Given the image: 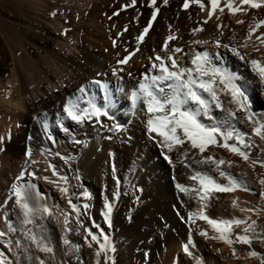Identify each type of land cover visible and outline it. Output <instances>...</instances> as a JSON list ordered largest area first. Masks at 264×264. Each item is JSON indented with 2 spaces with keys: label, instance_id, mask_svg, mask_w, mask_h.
Here are the masks:
<instances>
[{
  "label": "rangeland",
  "instance_id": "rangeland-1",
  "mask_svg": "<svg viewBox=\"0 0 264 264\" xmlns=\"http://www.w3.org/2000/svg\"><path fill=\"white\" fill-rule=\"evenodd\" d=\"M68 6L69 9L62 8L56 1L46 0L43 18L32 17L26 20L20 17L16 18L12 16V13L3 12L0 7V52L5 51L10 54L14 52L17 58L22 59V48L29 50L34 61L30 58L24 59L25 65H27L28 69L35 71L37 77L40 75L39 77L44 78L45 73L43 72L52 68H50L45 58L37 55L36 50L46 41L48 31H54L51 25L53 21H58L65 26L60 28L62 33L56 32L55 37L60 36L63 39H68V37L72 38L76 33L72 26L73 11L70 9V5ZM103 6L105 7V13L110 17L109 22L120 19V23L123 25L122 29L112 40V43L113 41L116 42L115 46L112 44L114 53L111 60L115 62L118 69L116 71L118 84L123 85L124 82H131L133 85H138L139 80L143 78V74L150 71L152 63L151 60L148 62L147 60L140 61L141 65L148 64L146 69L136 64L135 58L144 50V44H140V51L132 57L127 65H120L118 61L135 50L137 46L135 38L139 33L134 30L138 29L139 24L144 21L147 8L152 7L151 0H136L135 5L132 4V0H107ZM52 13H56V15L53 16ZM116 13H119V15H116ZM146 20L147 17L145 18ZM205 20L209 21L206 17V11H200L199 23L204 24ZM256 20H264V16ZM146 24H148V20ZM128 26H132L133 30ZM125 27H127V31H124ZM65 30H68L67 34H65ZM149 35L150 30L145 37V41L149 39ZM242 44L243 42L239 38L236 46L249 59L250 51L240 47ZM50 48L55 52L61 53L60 59H63L67 54L56 41L50 44ZM125 49H127V52ZM209 49L213 50V48ZM150 56H155L152 50H150ZM134 62L137 68L130 66ZM129 67L131 68L129 69ZM129 73L132 75L129 76ZM110 79L114 83L115 80L112 74L100 73L93 80L105 83L109 82ZM243 84L245 85L244 87L249 89L246 92L252 101V111L256 114L254 119L258 121L264 120V82L259 84V86L246 81H243ZM4 90L7 91H3L2 94L7 96L10 91L8 88ZM122 98L124 97L120 99ZM128 99L129 101L131 100L130 94ZM97 102L103 103L102 94L97 99ZM65 103L66 101L63 102V104ZM127 105L129 110H132V115L127 122L124 119L121 121L115 119V122H119L123 126L124 131H109L108 128L114 121H104L103 117L100 122L93 120L90 123L75 126L74 131L81 141L79 145L84 149L83 153H89L92 146H95L101 153L105 149V144H108V149L105 153L103 152L105 157L101 161L100 170L98 168V171L94 172L98 176L97 187L94 192L86 191L90 194L91 199H85L83 193L75 189L69 176L57 169L61 175H66L69 178L67 185L69 194L72 202L81 206L82 215L80 221L83 227L76 223V214L68 203V197L59 191L56 183L49 182L56 181L60 183L57 177L52 175L51 170L45 171L42 168H40L41 170L33 168L30 171L35 173V175H32V182L37 183L42 191L45 189L46 194L49 192L51 196L56 197V208H58L56 211L69 214L72 222L68 227L73 229L71 232L65 231L64 216L61 219H57L53 217L54 214L48 217L43 214V218H41V214L36 213L33 217V224L26 225L23 223L24 216L23 214L20 215L21 210L15 204L14 197L9 199V196L12 192L13 184L19 183L21 185L27 183L25 175L28 174L30 164L28 163L25 171L26 163H20V154H14L15 156L13 155L9 159L10 162H7L11 140L5 141L0 145V149H3L0 150V231L5 232L2 227V225H7L4 218L5 215H7L8 223H11L16 229L15 232H11L12 237L5 232L6 235L0 238V253H3L4 257L13 261L14 264H31L36 256L41 258L42 264H96L94 253L98 245L92 242V247H89L88 242L85 240L87 236L86 229H90L98 236L103 233L109 237L116 248L113 254L115 264H180V261H183V264H197V260H200L201 264H261L259 257L250 258L247 256L250 250H255L261 256H264V242L261 239H254L251 248L242 244L235 245L239 255V259H237L233 255L226 256L225 251L230 249L229 247H221L216 251L211 250L212 246L208 239L198 235L201 229H206L210 232V227H208L206 222H199L200 225L198 224L194 227L188 222V214L195 212L199 204L193 201L190 204L188 196L183 192L181 194L176 184L198 187L197 182L190 179V176L197 171L211 175L220 184H227V179L221 177L212 168L206 170L205 164L198 163L201 156L198 154V150L195 149H189V156L186 159L183 157V149L168 153L173 161V164L170 165L164 159V154L167 150L165 149L162 152L160 145L149 139L145 127L147 116L143 110V105L135 109H133L131 103ZM0 118L5 123L8 122L4 115L0 116ZM240 129L247 134L250 141H254V146L250 150L252 158L260 156L264 152V141H261L254 134L252 124L242 119L240 121ZM93 130H95L94 133L92 132ZM108 137H111V139ZM185 147L187 148L188 146L185 145ZM64 148L74 153V142L67 140ZM210 154L216 158L223 157L226 160L234 161V166L230 169L226 168V171L246 180L252 191L225 193L223 196L213 193L207 204L211 203L213 211L214 209H223V214L227 217V220L233 218L243 219L251 216V219L257 222V232L264 231V211H261L259 215L256 214L257 210L264 208V201L259 196L261 190L259 180L264 178V168L257 165L253 169L248 163L223 148L210 147L205 155ZM81 156L82 153L80 155H72L71 160L82 169L85 162H82ZM22 158L25 161L27 160L26 155H23ZM113 164L116 169L115 173H113ZM185 164H188L189 167H185ZM184 171L188 175L183 174L182 172ZM22 172L23 178L18 181L17 178L21 176ZM181 173L183 174L182 176ZM44 177H48V180H45ZM189 179L194 184H191ZM81 182L88 187L91 181L86 176H82ZM61 186L63 185L61 184ZM240 194H247L248 197ZM229 196L231 197L230 202L227 201ZM106 199L113 203L111 226L108 225L102 214ZM234 199L238 200L239 205L235 208L232 205ZM224 202H227L229 207L223 208ZM84 203L90 204L87 212H84L82 208ZM249 208L253 209V211H242V209ZM97 212L101 215V219H97ZM215 217L220 219L217 216ZM242 228L243 226L235 228L234 231L240 233ZM30 232L35 233L37 237H45L46 242L53 248V252L46 253L38 249L28 239ZM65 236L73 244L80 245L79 252L70 249V246L63 243ZM189 237L195 244V247L190 249L193 253L192 256H188L183 251V245L188 242ZM88 240L90 241L91 238L88 237ZM9 244H11V249L8 246ZM99 259L100 264H106L107 258L105 256L102 255ZM247 259L250 260L247 261Z\"/></svg>",
  "mask_w": 264,
  "mask_h": 264
},
{
  "label": "snow or ice",
  "instance_id": "snow-or-ice-1",
  "mask_svg": "<svg viewBox=\"0 0 264 264\" xmlns=\"http://www.w3.org/2000/svg\"><path fill=\"white\" fill-rule=\"evenodd\" d=\"M136 0H132V4L135 5ZM157 0H151V6L154 7L151 20L143 28L142 32L135 38L137 46L134 51L130 52L124 58L118 61L120 65H127L133 56L140 51V44L145 41V37L148 35L149 30L153 26V22L157 19V15L160 11L158 7H155ZM167 5L168 0H163ZM211 5V11L209 12V19L219 10L224 12V7L220 6L221 0H208ZM195 3L201 10L205 9V4L202 0H185L184 9L187 10L190 4ZM247 6V7H244ZM225 7L229 13L236 16L239 13L247 14L249 9H262L264 8V0H239V4H236V0H225ZM53 16L56 13H52ZM119 15V13H116ZM209 21L205 20L203 23L207 24ZM238 24H243V20H237ZM221 29V35H223V25H218ZM264 28V20H254L250 24L247 37L240 47L247 49L249 47V41L253 40L255 36L259 41L258 45L254 44V50L259 52L261 47H264V33L256 35V33ZM205 29L201 27L194 28L192 34L203 32ZM68 30H65L67 34ZM124 31H127L125 27ZM169 35L167 36L164 44L163 51L172 54L167 56H161L156 54L154 57H149L152 61L151 69L149 72L143 74V78L139 80L138 85L133 89L130 94L131 105L133 109L143 105V110L147 116L145 121V127L149 139L155 141L161 147V151L164 154V159L171 165L173 164L172 158L168 153L183 149V157L186 159L189 156V149L198 150V154L201 156L198 163L209 165L215 172H218L221 177L227 179V184L218 183L211 175L205 172L197 171L190 176V179L197 182L198 187L185 186L177 183L176 187L179 191L185 195L194 194L198 197V200L202 202L201 209L196 212H190L188 214V221L195 224L197 220H204L211 229V235L206 229L199 230V235L206 239H211L219 243H223L228 246L232 255L239 259V255L235 248L236 244L247 245L251 248L254 239H261L264 242V231L257 232V222L251 219V216L246 218H233L229 220L212 219L206 214L207 202L211 199L213 193H235L237 191L251 192L252 190L248 186L246 180L238 178L232 173L226 171V168L230 169L234 166V161L226 160L223 157L216 158L214 155H204L210 147L223 148L234 156L239 157L245 163H248L253 169L259 165L264 168V152L256 158H252L251 149L254 146V141H250L247 134L241 131L237 127V121L239 119L238 113L242 118L252 124L254 134L264 141V120L254 119L255 113L252 111V101L247 95L245 87L239 82L240 77L232 72L226 65L223 55L217 51L216 53H210L208 50L202 52H194L191 59V66L181 65L176 59L175 54L184 52L183 48L176 47L169 48V42L176 40L178 37L171 34V26H169ZM123 35V33H121ZM115 41L113 44L115 46ZM196 45H207L210 43L207 39H196L191 41ZM215 47L217 49L223 47L227 52H230L233 56L239 60L244 61L250 65L251 71L264 82V57L261 59H246L245 55L241 53L240 48L229 44H222L221 40L217 38L215 40ZM127 52V49H125ZM155 52V49H153ZM185 55H187L185 53ZM219 62V63H218ZM122 70V69H121ZM113 74H116V70H113ZM132 74L129 73V76ZM98 88L103 91V103H98L95 98V93H90L89 88ZM122 90V89H121ZM10 97V94H9ZM222 97H228L227 106ZM116 102L110 95L108 85L102 83L99 80H93L90 85L81 86L73 96H69L66 103L62 106V112L57 114L55 124L66 135L72 136V132L65 124V119L73 122L76 125H84L90 123L93 120L100 122L102 117L108 120L114 121V123L108 128L109 131L120 132L125 129L119 122H115V116L111 114V110L115 109ZM215 110H219V114H215ZM66 114V115H65ZM42 126V129L47 135V139L52 140L51 134L48 132L51 125L49 124V115L47 112L43 113L42 117L36 118ZM207 121V122H205ZM101 126H103L101 124ZM155 134V135H153ZM111 139V137H108ZM30 141L32 137L28 138ZM73 142L80 144V140H76L73 137ZM185 145L188 147L186 148ZM3 150V149H0ZM42 156H56L64 161L65 164L69 162V158L62 156L59 152L52 153L50 149L43 148L40 153ZM27 170L28 162L31 164H37L39 161L33 160V149L28 147L25 153ZM111 155V154H110ZM183 163V161H181ZM174 166V165H173ZM238 166V165H237ZM185 167H189L185 164ZM51 170L52 175L57 177L56 181H49L50 183H56L59 191L68 197V203L72 211L76 214V223L81 224L80 217L82 215L81 206L72 202L68 188V177L61 175L54 164L48 163L45 171ZM115 165L113 164V173H115ZM35 175V173H32ZM23 178V172L18 177V181ZM48 180V177H44ZM119 183V181H117ZM61 184L63 186H61ZM260 192L259 196L264 201V178L259 180ZM36 185L26 183L20 185L19 183L12 185V192L9 196L11 199L15 197V204L20 208L23 213L24 224H33V217L36 213L47 214L52 216L53 212L47 207H33L29 203V192L35 190ZM255 194V193H253ZM85 199H91L88 192H84ZM118 198V197H117ZM233 207H238V200L234 199L232 202ZM84 212L90 208L89 203L82 205ZM242 211L252 212L253 209H242ZM264 208L256 211L259 215ZM113 212V203L107 199L104 203L103 217L105 221L111 226ZM64 216L63 224L66 232H71L73 229L68 227L71 224V219L67 212L62 213ZM5 222L10 231L15 232L16 229L11 223L7 221V215H5ZM243 226L242 232L236 233L235 228ZM87 236L85 237L88 246L92 247V242L98 245L95 250L96 264H100V257L103 255L107 258L106 264H115L114 253L116 251L115 246L110 241L106 234L101 233L99 236L94 234L90 229H86ZM6 235L5 232L0 231V238ZM88 237L91 240H88ZM28 239L36 245V247L46 253H52L53 248L46 242V238L41 236L37 237L35 233H29ZM63 243L70 246V249L76 252L80 251L79 244H73L66 236ZM11 249V244L8 245ZM195 247L191 237L187 243L183 245V251L188 256H192L191 248ZM250 258L259 257L261 264H264V256H261L255 250H250L247 253ZM0 264H14L13 261L7 260L3 253H0ZM197 264H201L200 260H197Z\"/></svg>",
  "mask_w": 264,
  "mask_h": 264
},
{
  "label": "bare ground",
  "instance_id": "bare-ground-1",
  "mask_svg": "<svg viewBox=\"0 0 264 264\" xmlns=\"http://www.w3.org/2000/svg\"><path fill=\"white\" fill-rule=\"evenodd\" d=\"M54 1H56L57 4H60L62 8H68V5H70V9L73 11L72 26L76 30V33L72 38L68 37V39H63L60 36L55 37L56 32L62 33L60 28L65 26L58 21L51 22L54 31H48V37L47 39L45 38L46 41H44V43L36 50L37 55L41 58H45L48 61L50 68H52L43 72L45 73L44 78L39 77L40 75L37 77L35 71L28 69L27 65H25L24 59L30 58L34 61L29 50L22 48V59L17 58L14 52H11V54L5 51L0 52V116L2 117V115H4L6 120L8 119V122L5 123L0 118V145L5 141L11 140L7 162H10L9 159L13 157L14 154H20V163L26 162L25 159L23 160L22 156L25 155L29 146L32 147V159L39 161V163L31 164V162H28L30 165L28 174L25 175V179L27 180V183L36 185V189L29 192V203L33 207H47L52 210L54 218L61 219L63 218L62 212L56 211V209H58L56 208V197L51 196L49 192L46 194L47 192L45 189H43V191L39 189L38 184L32 182L33 176L30 171H32L33 168H42V170H45L47 164L52 163L57 169L65 172L66 175L69 176L76 190L81 193H84L85 191L94 192L97 187L96 183L98 182V176L95 175L94 172L96 173V171H98L101 161L105 157L104 153L108 149V144H105V149L103 148L104 153H100L95 146H92V150L89 148L91 150H89V153H83L84 149L76 143H74V153L67 150V148H64L67 140L73 141V137H75L76 140L79 139L74 131L76 124L73 122L65 119V124L70 128L72 136L66 135L55 124L57 114L62 112V106L64 105L63 102L66 101L69 96H73L79 87L90 85V82L98 74L110 73V75H113L115 81L113 83V80L111 81L110 79L109 82H105V84L108 85L110 95L116 102V107L111 110V114L115 116L116 120L121 121L124 119V121L127 122L128 118L132 115V110H129L127 105L131 103V100L129 101L128 99V95L131 94L137 84L133 85L131 82H124L123 85H119L118 77H116L117 73L115 75L113 74V70L115 69L118 71V69L115 62L111 60L112 54L114 53L112 40L122 29L123 25L120 23V19L109 22L110 17L105 13V7L103 6L107 0ZM202 2L206 6L204 10L206 11V17L209 19L211 5L208 0H202ZM184 3L185 0H168L167 5H165L163 0H157L155 7H158L160 11L150 29L149 39H146V41L143 42L144 50L135 58L136 64L141 65L140 61L142 60H147L148 62L150 50L153 51V49H155V55L157 53L161 56L172 54L171 52L166 53L162 50L163 44L167 36L170 34L169 26H171V34L176 35L178 38L169 42V48L173 49L180 47L184 49V52L175 54L176 59L181 65L191 66L190 59L194 52H201L202 50L205 51L208 49L210 53L214 54L219 51L224 57L225 65L240 77L239 82L243 86H245L243 81L254 84L255 86H259L261 83L263 84V82L260 81L251 71L250 65L239 60L230 52H227L223 47L217 49L214 42L217 38L221 40L222 44H235V46L239 38L240 41L244 42L250 24H252L254 20L264 16V8L259 10L249 9L246 15L242 12L233 16L225 7V0H221L220 6L224 7V12L221 13L217 10L207 24H200L199 14L200 11L202 12L204 10H201L195 3L190 4L189 8L185 10ZM236 4H239V0H236ZM45 6L46 0H0V7L3 9V12L12 13V16H15L16 18L20 17L24 20L32 17L43 18V9L46 8ZM154 10V7L147 8L146 15H144V21H140L139 28L134 31L139 34L142 32L143 28L147 25H145L146 21L148 20L149 22L151 20ZM87 15L89 16L86 17ZM146 17L147 20L145 21ZM237 20H243L244 23L238 24ZM218 25H223V35H221V29ZM201 26L205 30L193 35L192 30ZM129 28L133 30L132 26ZM261 33H264V28H261L256 35H260ZM196 39H207L210 43L205 46L191 43V41ZM53 41H56L61 46L62 50L67 52L65 56L63 55L64 57L62 56L63 59L59 58L61 56L60 52L51 50L50 44ZM254 44H259V41L256 40L255 36L252 41H249V47L247 49L250 51V58L248 59L245 57L248 60L261 59L264 57V47H261L260 51L257 52L254 50ZM209 48H213V50H210ZM185 53L187 55H185ZM134 64L135 62L131 63L130 66H135ZM147 65L148 64L145 63V65L141 66L146 69ZM130 68L131 67H129V69ZM7 88L10 91V93L8 91L10 97L9 94H7V96L2 94L3 91H7L4 90ZM245 89L249 91L247 87H245ZM89 92H94L96 99H99L101 94L103 96V91L98 88L90 87ZM121 97L124 98L120 99ZM222 99L225 102V106H227L228 97H222ZM45 112L49 115L48 122L51 127L48 132L51 134L52 140L47 139V135L42 129L41 123L36 119L37 117H42ZM215 114H219V110H215ZM238 117L237 127L240 129V121H242L243 118L239 113ZM103 120L107 122L111 121L105 117H103ZM92 132L94 133L95 130ZM29 137H32L31 141L28 139ZM43 148L50 149L52 153L59 152L62 156L69 158V162L65 164L63 160L56 156H42L40 153ZM81 153L82 162H85L82 169L71 160L72 155H80ZM209 168L211 169L209 165H205L206 170ZM182 173L188 175L185 171ZM182 173L181 176L183 175ZM82 176H86L90 179L91 182L88 187L82 184ZM190 182L191 184L193 183L191 180ZM24 184L26 183L21 185ZM214 194L223 196L225 193ZM240 195L247 196V194ZM186 196H188L189 203L193 201L194 203L199 204L197 210L201 209L202 202L198 200V197L194 194ZM230 200L231 197L229 196L227 201L230 202ZM227 206L229 207L227 202H224L223 208H227ZM209 208L211 209V203H208L206 208V214L210 218L216 219L215 216L223 220L227 218L223 214V209H214L213 211ZM18 209L20 210L19 207ZM21 214H23L22 211L20 212V215ZM96 216L97 219H101V215L98 212L96 213ZM46 217H48L47 214ZM199 222L205 221L197 220L195 224L191 222L189 223L194 227L198 224L200 225ZM2 227L4 228V231L9 233L12 237V231L9 230L8 226L2 225ZM209 234H212L211 229ZM208 241L212 246L211 250L216 251L221 247H226L223 243L211 239H208ZM225 254L226 256H231V249L226 250ZM249 260L250 259H247V261ZM180 262V264H183V261ZM42 263L41 258L36 256L31 264Z\"/></svg>",
  "mask_w": 264,
  "mask_h": 264
}]
</instances>
